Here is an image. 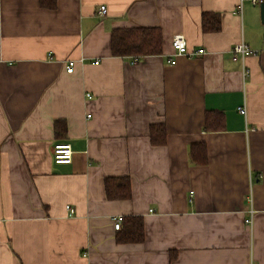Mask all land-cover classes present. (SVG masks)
Listing matches in <instances>:
<instances>
[{
	"label": "crops",
	"instance_id": "obj_1",
	"mask_svg": "<svg viewBox=\"0 0 264 264\" xmlns=\"http://www.w3.org/2000/svg\"><path fill=\"white\" fill-rule=\"evenodd\" d=\"M204 12L217 31L202 29ZM134 26L160 30V54L112 55V29ZM175 34L204 53L177 55ZM240 40L259 52L233 54ZM207 110L224 128L204 130ZM57 142L70 143L69 163L53 161ZM108 176H128L131 197L108 199ZM129 215L142 219L139 242L116 239L113 218ZM0 264H264L259 4L0 0Z\"/></svg>",
	"mask_w": 264,
	"mask_h": 264
},
{
	"label": "trees",
	"instance_id": "obj_2",
	"mask_svg": "<svg viewBox=\"0 0 264 264\" xmlns=\"http://www.w3.org/2000/svg\"><path fill=\"white\" fill-rule=\"evenodd\" d=\"M41 7L54 8L56 0H39ZM220 27L219 15L204 12L202 14V29L217 31ZM110 49L115 56L141 57L160 54L162 51V35L156 27L134 26L118 27L111 31ZM60 121H55L54 129L62 128ZM204 130L214 131L224 128V115L221 111L207 110L204 117ZM150 141L154 145L165 142L166 131L163 123L150 125ZM190 156L194 163L206 161L204 143L190 145ZM104 189L108 199H128L131 197L130 180L128 176H108L104 179ZM117 230L116 239L120 242H139L143 239V224L140 216L122 217ZM173 257L170 256V259Z\"/></svg>",
	"mask_w": 264,
	"mask_h": 264
},
{
	"label": "built area",
	"instance_id": "obj_3",
	"mask_svg": "<svg viewBox=\"0 0 264 264\" xmlns=\"http://www.w3.org/2000/svg\"><path fill=\"white\" fill-rule=\"evenodd\" d=\"M252 4H260L263 2V0H250ZM98 12L100 14L105 13V6L101 5L99 7ZM171 45L172 48L175 50L177 55H186V56H194V55H201L204 53V49L199 48L196 51H188L186 47V41L185 38L182 34H175L172 37L171 40ZM231 52L235 55L240 56L241 59H244L245 57L249 55H256L259 51L257 49L251 48L247 43H245L243 40H240L239 42H236L232 47H231ZM137 59L133 58L132 62H135ZM169 63H174L175 59L174 58H169L167 59ZM67 72L72 71V64H68L66 67ZM238 112L241 114H245L246 110L243 105H240L237 107ZM72 148L70 143L68 142H57L55 143L52 148H51V155L52 159L55 163H69L71 161L72 157ZM69 209L70 213L73 211L69 206H67ZM122 221V216H116L113 218V227L114 229H118L121 225ZM251 219L246 218L245 222L250 223Z\"/></svg>",
	"mask_w": 264,
	"mask_h": 264
},
{
	"label": "water",
	"instance_id": "obj_4",
	"mask_svg": "<svg viewBox=\"0 0 264 264\" xmlns=\"http://www.w3.org/2000/svg\"><path fill=\"white\" fill-rule=\"evenodd\" d=\"M259 10H260V17L262 19L264 17V4L263 3L259 4Z\"/></svg>",
	"mask_w": 264,
	"mask_h": 264
}]
</instances>
